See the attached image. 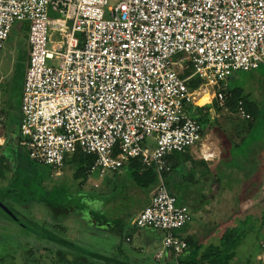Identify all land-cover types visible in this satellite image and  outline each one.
<instances>
[{
	"label": "built area",
	"instance_id": "obj_1",
	"mask_svg": "<svg viewBox=\"0 0 264 264\" xmlns=\"http://www.w3.org/2000/svg\"><path fill=\"white\" fill-rule=\"evenodd\" d=\"M109 1L0 0V52L15 23L27 28L18 144L54 169L77 150L92 155L87 178L131 159L153 168L157 183L132 225L162 232L155 258L176 260L186 248L176 231L191 214L164 184L166 158L201 139L179 75L191 67L224 107L227 79L264 64V0ZM235 115L250 120L241 102Z\"/></svg>",
	"mask_w": 264,
	"mask_h": 264
},
{
	"label": "rangeland",
	"instance_id": "obj_2",
	"mask_svg": "<svg viewBox=\"0 0 264 264\" xmlns=\"http://www.w3.org/2000/svg\"><path fill=\"white\" fill-rule=\"evenodd\" d=\"M112 3L113 1L110 0L109 4ZM20 25L21 23H15L0 52V82L1 86H7L4 91L0 89V109L4 110L0 111V128L3 125L6 126L8 130H11L12 135L17 134L16 125L19 124L17 118L21 106L23 83V72L16 73V71L20 70L21 65L24 64L22 53L28 50L27 30L23 33L19 31ZM234 88L242 89L245 97L255 104L257 110L256 120L244 136L243 145L250 146V166L253 167L259 161L260 154L264 156V64L252 71H235L227 79L225 89ZM206 89L201 86L195 94H201ZM212 93L211 100H213ZM1 100L5 101L3 107H1ZM204 102L206 101L198 100V104ZM226 111L224 114L220 113L222 114L219 118L220 123L223 124L225 120L236 123L240 120L235 115V111L230 112L228 109ZM243 122L248 124L247 121ZM206 127L207 124L203 122L202 128ZM6 134L5 129L3 136ZM2 149V156L6 162L5 167L0 168V202L10 207L19 218H24L23 222L32 228L30 230L23 227L20 222L11 220L1 209L0 204V262L2 264H60L56 259L58 246L35 235L43 228L45 232H53L77 246L104 256H109L113 241L127 245L123 238V231L117 236L118 238H112L106 231L108 223L98 226L88 217L91 213L96 220L99 219V215L104 216L106 220H112L130 213L137 205V201L122 188V185L125 187L128 185L125 180L114 191L110 189L111 192L105 197L101 190L92 187V183L99 181L98 178L103 180L111 173L100 177L98 172H93L80 186V180L73 178L74 167L69 163L54 169L29 161L27 151L23 147L17 148L7 144ZM123 170L125 174L129 173L126 169L120 171ZM118 173L115 172L116 175H112L111 180L114 182L117 179V184ZM98 192L103 195L99 197L102 205L96 201ZM193 218H195L194 215ZM226 226L229 227L231 224ZM249 228L252 230L251 225L246 227L243 224L240 227L243 232L246 229L248 234L242 239L235 251L236 256L229 264L253 263L255 259L253 254L258 252L261 238L256 231H248ZM159 233L163 235L162 232L159 231ZM95 264H103V262Z\"/></svg>",
	"mask_w": 264,
	"mask_h": 264
},
{
	"label": "crops",
	"instance_id": "obj_3",
	"mask_svg": "<svg viewBox=\"0 0 264 264\" xmlns=\"http://www.w3.org/2000/svg\"><path fill=\"white\" fill-rule=\"evenodd\" d=\"M18 30L22 32L20 28ZM55 38L56 36L53 37ZM27 52L28 50L25 52L23 79ZM1 84L0 82V89L6 90L7 86L3 87ZM195 92V102L186 107V113L190 117L200 119L202 123L207 124V127L203 129L201 124L200 141L192 145L186 153L170 160V173L167 179L169 190L176 197L177 204L186 206L191 214V221L176 231V235L183 239H193L201 246L200 252H202L209 245H218L225 230L239 228L243 224L246 227L251 225L252 230L249 228L248 231H256L261 238L258 252L253 254L255 259L252 264H264V253L260 248L261 243L264 242V156L260 154L259 161L251 167L250 146H243L244 136L250 126L244 124L242 119L237 120L236 123H230L228 120L223 124L220 123L219 118L227 108L219 107L210 99L212 91L209 89L202 93L204 95L207 93L209 100L198 104L200 98ZM4 102L2 101L1 107L4 106ZM1 110L4 111L3 108ZM19 120L20 110L17 122ZM5 129L7 134L3 136ZM16 129L17 134L12 135L11 130L6 126L0 128V168L5 167L6 162L2 156V148L7 144L17 148L20 146L18 125ZM124 171H119L117 174L118 184L117 179L114 178L116 186L111 181L112 175H116L115 172H108L111 173L108 178L105 177L103 180L98 178L99 181L92 183L94 189L101 190L107 197L111 192L110 189L114 191L125 180L128 183L127 188L123 185L122 188L137 201V205L130 213L118 218L106 220L104 216L99 215L98 221L108 223L106 228L108 234L112 238H118L117 236L123 231V238L127 244L124 246L113 241L107 257L121 264H176L184 251L176 260L169 251L160 260H156L155 255L162 247V234L149 229L136 230L133 227L134 217L148 205L152 191L145 193L135 187L130 174H125ZM100 196L103 195L98 192L96 201L102 205ZM226 224L231 226L227 227Z\"/></svg>",
	"mask_w": 264,
	"mask_h": 264
},
{
	"label": "trees",
	"instance_id": "obj_4",
	"mask_svg": "<svg viewBox=\"0 0 264 264\" xmlns=\"http://www.w3.org/2000/svg\"><path fill=\"white\" fill-rule=\"evenodd\" d=\"M19 28L22 30V33L26 32L27 30L25 25L19 26ZM22 58L24 62L26 58L25 51L22 53ZM23 69L24 64L21 65L20 70L17 69L16 73L23 72ZM179 76L181 78L187 79L186 86L190 92H195L203 84V80L192 76L191 67L184 68ZM223 92L227 94L224 100V107L227 108L230 112H233L235 111L238 103L241 102L244 110L250 115V120L244 121L248 122V126H252L257 116L255 104L245 97L242 89L240 88H234L232 90L226 89ZM189 105H187L186 107H188ZM194 119H196V121L200 125L202 124L200 119ZM180 154L181 153H172L171 155L167 156L166 160L169 164V167L171 158L179 156ZM94 161V156L87 155L77 150L76 153L65 159L63 163H69L74 167L73 178L75 180H80V185H82L83 182L86 181L89 170L94 164ZM123 169H126L130 173L131 180L134 183L135 187L144 191L145 193L152 191L157 183L156 173L154 169H145L138 159L129 160L123 166ZM245 172L247 171L245 170ZM169 173L170 169L169 171L163 173V181L168 192L173 195L169 190L167 181ZM49 207L53 208L54 210L56 209L52 206ZM8 217L14 222H20L23 227L29 228L30 230L32 229L23 222L24 218H19L15 213H13V215H9ZM89 217L91 218V220H94L98 226L105 225L107 223L96 220L95 217L91 215V213L89 214ZM246 233V229H244L243 232L240 227L227 229L222 234L218 245H209L205 247L202 252H200V245H198L193 239L186 238L184 239V241L186 242V248L183 252L184 255L181 254V256H179L176 264H229L230 261L235 257V251L241 244L242 239L245 238ZM35 235H37L38 237L40 236L41 239L52 242L58 246V248H56V259L60 264H95L96 262H103V264H121V262L111 257L91 252L80 246H77L75 243L65 239L64 237L54 234L53 232H45L44 228L40 231V233L38 232Z\"/></svg>",
	"mask_w": 264,
	"mask_h": 264
},
{
	"label": "flooded vegetation",
	"instance_id": "obj_5",
	"mask_svg": "<svg viewBox=\"0 0 264 264\" xmlns=\"http://www.w3.org/2000/svg\"><path fill=\"white\" fill-rule=\"evenodd\" d=\"M0 204L2 205L1 209L4 211L5 214H7L8 216L13 215L14 211L10 207H8L6 204H4L2 202H0ZM0 264H2V262H0Z\"/></svg>",
	"mask_w": 264,
	"mask_h": 264
},
{
	"label": "bare ground",
	"instance_id": "obj_6",
	"mask_svg": "<svg viewBox=\"0 0 264 264\" xmlns=\"http://www.w3.org/2000/svg\"><path fill=\"white\" fill-rule=\"evenodd\" d=\"M197 96H198V98H200L199 100H202V101H204V100H206V101H208L209 100V96L207 95V93L204 95V94H197Z\"/></svg>",
	"mask_w": 264,
	"mask_h": 264
},
{
	"label": "water",
	"instance_id": "obj_7",
	"mask_svg": "<svg viewBox=\"0 0 264 264\" xmlns=\"http://www.w3.org/2000/svg\"><path fill=\"white\" fill-rule=\"evenodd\" d=\"M6 211V210H5ZM7 212V211H6ZM88 217H89V215H88Z\"/></svg>",
	"mask_w": 264,
	"mask_h": 264
},
{
	"label": "clouds",
	"instance_id": "obj_8",
	"mask_svg": "<svg viewBox=\"0 0 264 264\" xmlns=\"http://www.w3.org/2000/svg\"><path fill=\"white\" fill-rule=\"evenodd\" d=\"M123 169V168H122Z\"/></svg>",
	"mask_w": 264,
	"mask_h": 264
}]
</instances>
